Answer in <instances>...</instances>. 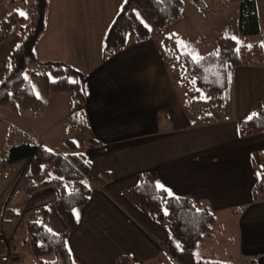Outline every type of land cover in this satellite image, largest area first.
Segmentation results:
<instances>
[{
	"label": "crops",
	"instance_id": "0c3cea01",
	"mask_svg": "<svg viewBox=\"0 0 264 264\" xmlns=\"http://www.w3.org/2000/svg\"><path fill=\"white\" fill-rule=\"evenodd\" d=\"M122 1L47 0L44 28L35 43L40 59L61 60L84 72L81 91L86 126L82 129L87 137L79 150L89 161L90 174L103 169L109 173L105 183L92 182L87 201L73 208L75 225L66 235L71 257L78 264H114L116 255L125 254L129 263L154 264L161 249L169 254L159 240L170 239L164 224L137 209L122 192L147 170L168 193L189 194L213 212L210 230L193 247L195 257L264 264V199L251 198L258 174L251 152L258 150L264 157V130L239 135L236 125L237 119L247 117L252 108L264 107L263 66L233 67L227 98L234 106V116L189 123L163 59L161 47L170 46L158 39L162 28L142 39L135 38L133 32L125 37L123 46L103 57L105 29ZM256 7L264 29V0H256ZM196 36L200 43L203 33ZM7 37L0 41V78L7 69L6 53L17 43H4ZM41 88L47 95L60 92H46L42 84ZM66 98L67 111L58 117L59 123L68 120L71 110L69 95ZM40 101L42 108L36 114L26 108L14 112L6 104L9 115L0 110V121L6 120L49 148L59 147L46 144L30 125L16 120L28 115L42 118L45 104ZM50 108L57 110L59 103H51ZM21 140L19 135L0 145V157L6 155L11 143ZM21 161H25L23 173L10 178L12 167ZM21 161L2 170L4 179L11 181L5 189L4 206L17 211L27 196H35L38 200L28 203L24 214L45 205L47 225L50 218L58 227L51 228L61 230L64 224L49 207L51 202L45 204L42 199L47 194L53 201V188L45 185L24 192L25 178L21 179L26 160ZM41 214L37 213V219ZM25 237L13 242L1 239L17 252L13 254L17 261L29 249ZM26 255L29 261L31 253Z\"/></svg>",
	"mask_w": 264,
	"mask_h": 264
},
{
	"label": "trees",
	"instance_id": "16d2710c",
	"mask_svg": "<svg viewBox=\"0 0 264 264\" xmlns=\"http://www.w3.org/2000/svg\"><path fill=\"white\" fill-rule=\"evenodd\" d=\"M6 1L12 3L15 0ZM20 1L28 3L24 10L28 13L27 18L21 17L14 7H9L0 16V41L13 29L19 32L17 43L10 47L5 56L7 69L0 78V105L8 104L14 112L26 108L32 114L38 113L42 103L29 82V75H37L46 92L60 91L69 95L71 110L67 127L85 128L81 91L84 72L61 60L37 57L35 43L44 28L47 0ZM218 1L220 5L236 2V28L239 33H257L261 30L256 0ZM134 4L139 5L145 13L150 26L137 18ZM180 13L181 0H123L105 29L103 57L123 46L128 28H133L135 38H146L151 33H158L165 24L177 19ZM229 30V25L221 26L216 44L203 53H194L197 46H194L195 42L199 41L197 36L185 41L178 40L174 43L177 45L171 47H161L172 82L179 87V101L189 123L215 121L220 117L218 109L228 96L235 65L253 64L264 68L262 42L238 41ZM193 56L197 59L194 60ZM33 65L42 68L40 71L31 69L26 74L25 71ZM193 87L206 93V98L188 96ZM253 113L257 115L251 120L247 119ZM249 115L237 119L239 135L264 130V107L252 108ZM16 131L22 140L9 145L6 155L0 157V168L5 169L26 160L22 190L30 193L35 187L51 186L54 191L52 207L64 227L54 230L47 225V206L39 205L29 209L25 220V240L32 258L27 262L8 259L2 264H78L71 257L66 243L67 232L75 225L73 208L87 201L92 182L100 185L105 183L109 173L103 169L90 174L88 159L76 148L71 138L65 137L59 147L49 148L24 131ZM251 160L258 168L251 187V198L264 199V157L258 150H254L251 152ZM122 192L137 209L164 224L171 240L165 237L159 240L171 256L167 264H232L193 255L194 245L210 230L214 221L213 212L201 205L198 199L189 194L169 195L165 189L157 187L152 174L147 170L141 171L137 182L124 187ZM40 211L41 218L37 219ZM16 216L17 211L10 206L0 207V224L10 222ZM114 264H129V259L125 254H118Z\"/></svg>",
	"mask_w": 264,
	"mask_h": 264
},
{
	"label": "rangeland",
	"instance_id": "374dc122",
	"mask_svg": "<svg viewBox=\"0 0 264 264\" xmlns=\"http://www.w3.org/2000/svg\"><path fill=\"white\" fill-rule=\"evenodd\" d=\"M218 0H181V13L179 18L165 24L162 27V32L158 35V39L163 45L173 46L178 40H189L195 37L199 32L203 33L202 41L195 42L196 49L194 53H203L210 48H212L216 44V36L219 34V28L221 25L226 24L230 27V34H233L238 41H252L258 40L261 41L264 46V29L257 33H248L241 34L237 31L236 28V18H237V4L236 2L230 3L228 5H220ZM27 1L22 2L20 0H15L12 3L3 0L0 2V16L5 13V11L9 7H14L17 10H25L27 6ZM133 10L138 19H140L143 23L150 26L149 20L145 13L141 10L139 5L134 4ZM133 28L130 27L127 29V35H133ZM19 32L16 29H13L9 32L7 39L4 43L15 44L18 40ZM42 67L38 65L30 66L29 70L36 69L38 71L41 70ZM28 74V69L25 71ZM30 84L33 88L34 92L41 98L42 102L45 104V110L43 112L42 118L33 117V116H19L16 118L17 122L25 121L26 124L31 126L32 131L35 134H38L46 144L52 146H60L63 139L65 137L73 139L76 144V148L79 150L84 145V140L87 137V131L85 129H70L67 127V120H62L60 123L57 122L58 117L61 116L64 112L67 111V98L68 94L65 92H57L58 94H46L41 88V82L36 75H30ZM179 90V87H178ZM67 95V96H65ZM188 96H195L200 98H206V93L202 92V90L197 87H193L192 92L188 94ZM59 103V108L57 110L51 109V103ZM0 108L1 112L9 115L5 109L8 108V105L3 104ZM202 106V105H200ZM6 107V108H5ZM70 110V108H68ZM220 116L223 117H232L234 116V106L232 104L231 99L226 98V100L222 103L220 108L218 109ZM59 123V124H58ZM57 124V125H54ZM19 138V134L16 131V128L9 124L6 120L0 121V145L3 146L4 142H12L13 140ZM25 161L19 162L15 165L12 170V174L10 178H14L20 176L23 173ZM3 169L0 168V207L5 205V189H7L8 179H4L2 176ZM15 178V181L17 180ZM25 176L22 177L21 182ZM14 181V180H13ZM11 182V181H9ZM44 199L45 204H51L52 199H49L47 194L42 197ZM38 200L35 196L29 195L27 196V201L21 205H18L17 211L19 214L11 221L7 223L0 224V240L11 239V241L20 240L26 234L25 228V219L26 215L24 214L25 208H27V204H34ZM53 209V208H51ZM39 217V216H38ZM48 226L52 228H58L56 223L49 218ZM0 250H7L11 253V260H15L13 254L17 252L5 245L2 241L0 242ZM29 250V249H28ZM23 253L20 262H25L28 260L30 252ZM170 261L169 254H166L163 249L160 250V253L155 257L154 264H167ZM132 264V263H129ZM152 264V263H151Z\"/></svg>",
	"mask_w": 264,
	"mask_h": 264
},
{
	"label": "snow or ice",
	"instance_id": "6c2138e0",
	"mask_svg": "<svg viewBox=\"0 0 264 264\" xmlns=\"http://www.w3.org/2000/svg\"><path fill=\"white\" fill-rule=\"evenodd\" d=\"M16 11L18 12V14H19L21 17H25V18H27L28 13H27L26 11H24V10H16ZM193 59L196 60L197 57L193 56ZM72 82L74 83L75 81H72ZM256 115H257L256 113L250 114V115L247 117V119L251 120V119H253ZM157 187H158V188H163V186H162V185H159V184L157 185ZM168 194L171 195L172 193L169 192ZM74 211H75V210H74ZM48 231L51 232V229H48Z\"/></svg>",
	"mask_w": 264,
	"mask_h": 264
},
{
	"label": "built area",
	"instance_id": "2783aa9c",
	"mask_svg": "<svg viewBox=\"0 0 264 264\" xmlns=\"http://www.w3.org/2000/svg\"><path fill=\"white\" fill-rule=\"evenodd\" d=\"M12 257L11 253L7 250H0V264H2L3 261L8 260Z\"/></svg>",
	"mask_w": 264,
	"mask_h": 264
}]
</instances>
